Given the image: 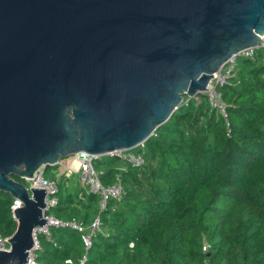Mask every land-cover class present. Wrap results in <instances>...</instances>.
<instances>
[{
  "label": "water",
  "instance_id": "water-1",
  "mask_svg": "<svg viewBox=\"0 0 264 264\" xmlns=\"http://www.w3.org/2000/svg\"><path fill=\"white\" fill-rule=\"evenodd\" d=\"M263 35L264 0H0V192L21 202L0 264H26L48 221L13 177L138 148Z\"/></svg>",
  "mask_w": 264,
  "mask_h": 264
},
{
  "label": "trees",
  "instance_id": "trees-1",
  "mask_svg": "<svg viewBox=\"0 0 264 264\" xmlns=\"http://www.w3.org/2000/svg\"><path fill=\"white\" fill-rule=\"evenodd\" d=\"M263 55L260 50L255 59L239 58L234 77L217 89L227 124L206 95H198L199 104L185 96L137 148L142 167L116 157L95 162L104 186L121 179L120 202L109 201L100 211L99 196L81 182L65 175L50 179L58 187V204L49 215L85 230L97 217L101 225L88 250L84 233L52 228L53 243L40 238L39 264H80L83 258L84 264H264ZM14 201L0 192V236L16 231Z\"/></svg>",
  "mask_w": 264,
  "mask_h": 264
},
{
  "label": "built area",
  "instance_id": "built-area-1",
  "mask_svg": "<svg viewBox=\"0 0 264 264\" xmlns=\"http://www.w3.org/2000/svg\"><path fill=\"white\" fill-rule=\"evenodd\" d=\"M260 50L264 51V37L261 36V43L258 44L256 48H250L244 50L237 55L233 56L229 59L222 69L214 75L212 80L210 81L207 91L204 95H206L207 100L210 106L215 109L224 119L227 124V106L222 100L221 94L218 92V88H221L228 84L229 80L234 77L237 62L239 58H249L255 59L256 53ZM262 66H264V55L261 60ZM197 104L200 103L198 99V95L194 98ZM184 102V100H183ZM188 100L186 101V103ZM183 104V103H182ZM154 135V134H153ZM152 135V136H153ZM143 145L139 146L143 147ZM104 157H116L123 163L130 165L134 168H140L144 165L143 155L137 150L134 151H116L110 153ZM102 157L96 155H90L86 153H81L75 155L69 166L67 167L65 174L66 177L70 178L71 174L77 173L81 175V184L85 187L88 193L99 196L100 198V211L106 210L107 204L109 201L120 202L122 196L124 194V188L122 185V181L120 178L116 180L113 185L104 186L101 182V176L103 172L98 171L95 168V162L100 160ZM78 162V168L74 169L73 164ZM31 186H35L41 188L46 191V208L44 210V217L47 221L46 225L42 227H37L34 230V244L32 249L28 252V258L26 264H39L38 255L42 252V246L40 243V238L45 237L48 242L53 243V239L51 237V229L52 228H71L77 230L82 235V240L85 246V249L88 250L92 244V237L100 232V218L97 217L88 230H85L84 227L77 224L75 221H61L59 219L54 218L49 215L51 209L57 206L58 201L56 195L58 194V187L55 181L47 179L42 175L38 181L31 180ZM21 206V202L19 200H15L12 206V212L15 211L16 208ZM11 236H0V251H9L10 250V240ZM210 249V245L207 242L203 243L202 251L207 253ZM85 263V258L80 261V264ZM66 264H73L71 260H68ZM202 264H211L208 259H205Z\"/></svg>",
  "mask_w": 264,
  "mask_h": 264
},
{
  "label": "rangeland",
  "instance_id": "rangeland-1",
  "mask_svg": "<svg viewBox=\"0 0 264 264\" xmlns=\"http://www.w3.org/2000/svg\"><path fill=\"white\" fill-rule=\"evenodd\" d=\"M197 96V95H196ZM136 149H134V151H136ZM75 156H71L69 158H65L63 159L60 164L56 165V166H50L48 167L45 171H44V177L49 178V179H56L58 180L61 176L65 175L67 173L66 169L69 166L70 162L73 160ZM66 172V173H65ZM71 180L73 183H79L81 181V175L77 174V173H73L71 174ZM25 185L30 186L31 185V181H27L25 180Z\"/></svg>",
  "mask_w": 264,
  "mask_h": 264
},
{
  "label": "bare ground",
  "instance_id": "bare-ground-1",
  "mask_svg": "<svg viewBox=\"0 0 264 264\" xmlns=\"http://www.w3.org/2000/svg\"><path fill=\"white\" fill-rule=\"evenodd\" d=\"M263 37H264V35H263ZM224 65H225V64H224ZM224 65H223V66H224ZM223 66H221V68L219 69V71L222 69ZM219 71L215 72V73L213 74V77H214V75L217 74ZM72 168H74V169H77V168H78V162H77V161L73 164V167H72Z\"/></svg>",
  "mask_w": 264,
  "mask_h": 264
},
{
  "label": "crops",
  "instance_id": "crops-1",
  "mask_svg": "<svg viewBox=\"0 0 264 264\" xmlns=\"http://www.w3.org/2000/svg\"><path fill=\"white\" fill-rule=\"evenodd\" d=\"M71 163V162H70ZM66 173V172H65Z\"/></svg>",
  "mask_w": 264,
  "mask_h": 264
}]
</instances>
